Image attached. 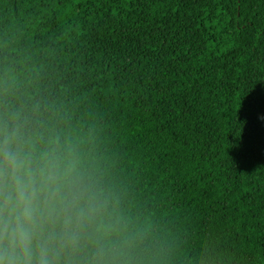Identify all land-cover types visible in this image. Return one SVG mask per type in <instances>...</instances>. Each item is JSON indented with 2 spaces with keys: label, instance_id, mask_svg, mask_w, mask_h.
I'll list each match as a JSON object with an SVG mask.
<instances>
[{
  "label": "trees",
  "instance_id": "1",
  "mask_svg": "<svg viewBox=\"0 0 264 264\" xmlns=\"http://www.w3.org/2000/svg\"><path fill=\"white\" fill-rule=\"evenodd\" d=\"M74 145L158 264H264V0H0V119Z\"/></svg>",
  "mask_w": 264,
  "mask_h": 264
},
{
  "label": "clouds",
  "instance_id": "2",
  "mask_svg": "<svg viewBox=\"0 0 264 264\" xmlns=\"http://www.w3.org/2000/svg\"><path fill=\"white\" fill-rule=\"evenodd\" d=\"M78 149L0 119V264H158Z\"/></svg>",
  "mask_w": 264,
  "mask_h": 264
}]
</instances>
